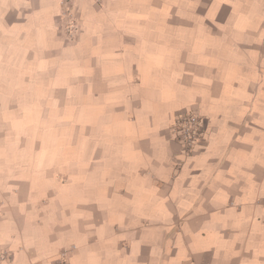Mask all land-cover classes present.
I'll return each mask as SVG.
<instances>
[{"label": "crops", "instance_id": "crops-1", "mask_svg": "<svg viewBox=\"0 0 264 264\" xmlns=\"http://www.w3.org/2000/svg\"><path fill=\"white\" fill-rule=\"evenodd\" d=\"M70 247L264 264V0H0V264Z\"/></svg>", "mask_w": 264, "mask_h": 264}, {"label": "built area", "instance_id": "built-area-1", "mask_svg": "<svg viewBox=\"0 0 264 264\" xmlns=\"http://www.w3.org/2000/svg\"><path fill=\"white\" fill-rule=\"evenodd\" d=\"M69 38L76 35L77 26L74 17L68 13V23L65 25ZM171 133L180 146L182 153L189 156L205 135L203 119L194 111L179 112L171 127ZM74 247L62 250L57 260L58 264H67L70 253ZM6 255V253H4Z\"/></svg>", "mask_w": 264, "mask_h": 264}, {"label": "rangeland", "instance_id": "rangeland-1", "mask_svg": "<svg viewBox=\"0 0 264 264\" xmlns=\"http://www.w3.org/2000/svg\"><path fill=\"white\" fill-rule=\"evenodd\" d=\"M76 36V35H75ZM75 36L71 37L70 40H74L75 39Z\"/></svg>", "mask_w": 264, "mask_h": 264}, {"label": "bare ground", "instance_id": "bare-ground-1", "mask_svg": "<svg viewBox=\"0 0 264 264\" xmlns=\"http://www.w3.org/2000/svg\"><path fill=\"white\" fill-rule=\"evenodd\" d=\"M110 12H112V11H110ZM26 90H27V89H26ZM26 90H25V91H26ZM23 93H24V92H23Z\"/></svg>", "mask_w": 264, "mask_h": 264}]
</instances>
